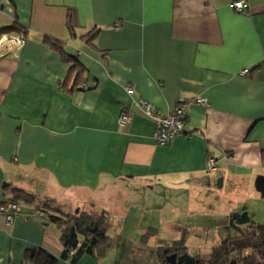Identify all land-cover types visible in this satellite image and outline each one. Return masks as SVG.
<instances>
[{
  "label": "crops",
  "instance_id": "obj_1",
  "mask_svg": "<svg viewBox=\"0 0 264 264\" xmlns=\"http://www.w3.org/2000/svg\"><path fill=\"white\" fill-rule=\"evenodd\" d=\"M232 1L0 0V33L18 26L0 38V202L14 188L35 196L13 222L0 215V264H35L27 254L39 249L57 264H165L175 242L208 259L259 223L245 204L264 175V0L245 12ZM21 31L23 47L8 38ZM199 95L209 105L188 106L195 133L157 144L135 101L165 112ZM45 201L104 212L103 253L65 258L58 224L37 213Z\"/></svg>",
  "mask_w": 264,
  "mask_h": 264
},
{
  "label": "trees",
  "instance_id": "obj_2",
  "mask_svg": "<svg viewBox=\"0 0 264 264\" xmlns=\"http://www.w3.org/2000/svg\"><path fill=\"white\" fill-rule=\"evenodd\" d=\"M17 27L11 26L4 29L0 33V36L5 33L17 31ZM19 33L24 32L21 31ZM49 42L56 49L64 51L61 45L62 43H60L59 40L49 39ZM74 72L77 75V79L81 78L83 75V68L78 62L70 69V73ZM250 73L251 69L249 68L248 74ZM13 192L14 195L9 200L25 203L33 202L35 199L34 195L18 188H14ZM42 203L43 206L42 208H37V213L40 214V212H42L43 215H47L52 222L58 224L61 231V238L64 243L65 258H71L72 261L75 262L84 253L97 255L103 253L102 251L107 247L110 241V237L107 233L108 220L104 212L97 213L79 210L78 213L71 212L70 214H66L61 212L58 207L52 205L50 202L45 201ZM239 221L241 223H247L250 222V218L247 213H244L240 216ZM182 244L183 242H175L173 247L166 249L167 253L161 254V258L165 264L170 263L166 255L170 253H177L180 255L187 252L186 248L182 247ZM248 249H252L254 253L246 256V251ZM71 250L76 251L71 254ZM27 255L35 264H57L58 261L56 257L50 255L43 249L32 250L28 252ZM257 257L259 263L256 262ZM259 258L264 259V224L252 223L247 233L223 242L220 246L214 248L208 259L197 257L199 261L195 264H231L232 260L242 264H260L261 260Z\"/></svg>",
  "mask_w": 264,
  "mask_h": 264
},
{
  "label": "built area",
  "instance_id": "obj_3",
  "mask_svg": "<svg viewBox=\"0 0 264 264\" xmlns=\"http://www.w3.org/2000/svg\"><path fill=\"white\" fill-rule=\"evenodd\" d=\"M231 6L238 12H245L249 9V3L246 0H233ZM7 34V33H5ZM4 35V34H3ZM3 36H0L1 40ZM8 38L19 47H23L25 44V34L17 33L8 35ZM249 68L243 69L240 74L247 75ZM85 85L84 88H88ZM126 90L129 94L134 93V88L130 85L126 86ZM137 107L146 115L151 118L154 122L153 138L159 145H167L174 140L177 136L186 135L190 137L195 132H187L185 130L188 106L197 104L201 106H208V99L199 95L187 102L177 104L171 111H162L155 108L148 100L144 98L137 99L135 101ZM131 114L128 109H124L118 119L120 127H126L131 122ZM207 169L214 170L217 167V161L214 157L207 159ZM22 209L21 202L14 200H7L0 202V215L4 216L8 222H13ZM43 216V213L40 212ZM80 244V243H79ZM76 250H71L70 253H75Z\"/></svg>",
  "mask_w": 264,
  "mask_h": 264
},
{
  "label": "rangeland",
  "instance_id": "obj_4",
  "mask_svg": "<svg viewBox=\"0 0 264 264\" xmlns=\"http://www.w3.org/2000/svg\"><path fill=\"white\" fill-rule=\"evenodd\" d=\"M258 175H262V174H256L252 178L253 190H256V191H257V189H256V179H257ZM219 181H220V178L217 177L216 178V183H217L218 192L221 194V197H224V196H226L228 194L230 188H229V185H228L227 181H226V184H225V186L223 188H219ZM258 194H259L258 197L248 198L247 204H245V207L248 209L249 215L251 217L256 218L259 223H263L264 222V196H262V194L260 192H258ZM169 205H172L171 202H169ZM173 205L175 206V204H173ZM62 207L65 208V204H63ZM188 212L191 213L190 211H188V209L185 206L179 207L178 210L175 211L176 214H178L179 216L185 218V220L187 219ZM75 213H77V212L75 211ZM163 214L165 215V218H163L162 221H165L167 223V220H165V219H168L170 217V215H172V213L170 212V210H165V211H163ZM193 252H195L196 254H199V253L205 254L206 253V252H203V250L200 251V252H197L196 250L192 249V253ZM253 253H254V251L252 249L251 250L248 249L246 251V256L250 255V254H253ZM259 257H261V256H259ZM260 260H261L260 264H264V259L261 258ZM256 262L259 263L258 257L256 259Z\"/></svg>",
  "mask_w": 264,
  "mask_h": 264
},
{
  "label": "water",
  "instance_id": "obj_5",
  "mask_svg": "<svg viewBox=\"0 0 264 264\" xmlns=\"http://www.w3.org/2000/svg\"><path fill=\"white\" fill-rule=\"evenodd\" d=\"M256 189L264 196V175H258L256 179ZM76 212H79V208L76 209ZM165 253L167 251L165 250ZM169 264H195L199 261L195 256L190 255L188 252L178 255L177 253H170L166 255ZM231 264H242L234 260L231 261Z\"/></svg>",
  "mask_w": 264,
  "mask_h": 264
}]
</instances>
